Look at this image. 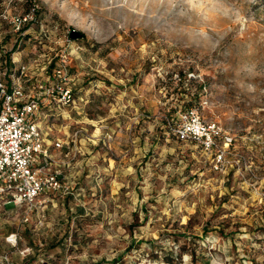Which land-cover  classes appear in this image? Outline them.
Here are the masks:
<instances>
[{"label":"rangeland","instance_id":"rangeland-1","mask_svg":"<svg viewBox=\"0 0 264 264\" xmlns=\"http://www.w3.org/2000/svg\"><path fill=\"white\" fill-rule=\"evenodd\" d=\"M64 50L79 107L44 126L78 132L70 193L0 206V264H264V0H0V71ZM190 107L234 137L223 162L173 134Z\"/></svg>","mask_w":264,"mask_h":264},{"label":"built area","instance_id":"built-area-1","mask_svg":"<svg viewBox=\"0 0 264 264\" xmlns=\"http://www.w3.org/2000/svg\"><path fill=\"white\" fill-rule=\"evenodd\" d=\"M36 6L19 16L18 30L35 19ZM70 54L65 50L52 51L20 65L7 58L2 62L5 69L0 71V206L22 210L24 221L50 201V194L70 193L59 165L62 157L69 158L76 148L78 132L68 135L69 142L66 137L51 134L54 126H44L52 116L69 120L67 108L79 107L70 85ZM39 69L41 74L37 73ZM172 132L180 140L212 152L218 162H223L234 140L218 122L206 121L197 107L182 112ZM7 241L17 243L16 233L8 235Z\"/></svg>","mask_w":264,"mask_h":264},{"label":"crops","instance_id":"crops-1","mask_svg":"<svg viewBox=\"0 0 264 264\" xmlns=\"http://www.w3.org/2000/svg\"><path fill=\"white\" fill-rule=\"evenodd\" d=\"M21 58V56H20ZM16 60H19V58H17ZM111 138V137H110ZM107 138L106 137H99V136H92V137H88L87 139H83L82 143H87L89 145V148H87V152L90 155H95L96 151H97V144L98 142H103L104 144L107 143ZM65 150L67 149V147L64 148Z\"/></svg>","mask_w":264,"mask_h":264},{"label":"trees","instance_id":"trees-1","mask_svg":"<svg viewBox=\"0 0 264 264\" xmlns=\"http://www.w3.org/2000/svg\"><path fill=\"white\" fill-rule=\"evenodd\" d=\"M84 36V35H83ZM9 60H11L10 59V57H9ZM137 243H140V241H137ZM153 244V243H152ZM172 254V253H171ZM171 254H164L163 255V259H162V262H163V264H174V263H176V259H175V257L174 256H172ZM153 258H155V259H160L161 257L158 255V254H154L153 255ZM155 262H156V260H155Z\"/></svg>","mask_w":264,"mask_h":264},{"label":"water","instance_id":"water-1","mask_svg":"<svg viewBox=\"0 0 264 264\" xmlns=\"http://www.w3.org/2000/svg\"><path fill=\"white\" fill-rule=\"evenodd\" d=\"M70 37L72 39H79V38L83 37V33L77 29H72L70 31Z\"/></svg>","mask_w":264,"mask_h":264}]
</instances>
